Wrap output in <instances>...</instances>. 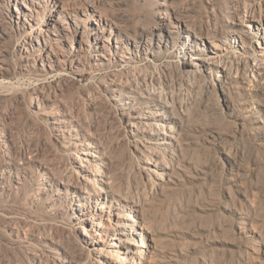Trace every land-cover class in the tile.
I'll list each match as a JSON object with an SVG mask.
<instances>
[{
  "label": "rangeland",
  "instance_id": "374dc122",
  "mask_svg": "<svg viewBox=\"0 0 264 264\" xmlns=\"http://www.w3.org/2000/svg\"><path fill=\"white\" fill-rule=\"evenodd\" d=\"M170 1L66 0L99 7L87 19L78 13L80 33L66 29L58 57L66 71L45 78L37 62L53 55L25 52L26 36L9 17L14 7L0 6V157L16 162L0 161V264H264V0H172L170 10L195 34H209L198 61L215 66L183 67L177 40L154 52L163 39L156 30L142 40V59L116 67L105 39L152 29L157 4ZM91 20L104 27L108 66H96ZM154 65L188 101L179 149L165 157L174 174L164 183L144 162L149 143L129 134L130 122L118 119L100 85L113 73L150 81ZM56 111L72 119L67 129H79L65 142H88L103 154L105 204L79 191L71 153L52 129ZM117 222L127 225L125 243L113 247L104 233Z\"/></svg>",
  "mask_w": 264,
  "mask_h": 264
},
{
  "label": "bare ground",
  "instance_id": "6f19581e",
  "mask_svg": "<svg viewBox=\"0 0 264 264\" xmlns=\"http://www.w3.org/2000/svg\"><path fill=\"white\" fill-rule=\"evenodd\" d=\"M40 3H45L42 15L39 12ZM0 4H2L0 5L1 7H14L13 16L10 15L9 17L14 20L13 24L26 36L21 46L25 52L40 51L46 53L47 58L48 56L51 57V54L53 55V58L51 57V60L47 62L45 60L37 62L36 68L41 71L40 75L44 78L47 76L54 77L60 75L62 71H66V60L61 61L60 64V59L58 58L62 43L65 45L66 29L73 28V35L78 37L81 29L80 23H83L78 18V13L81 12L87 19L88 13L96 12L99 7L97 3L75 6L74 4L66 3V0H0ZM172 4V0L170 3L161 2L157 4V18L152 29H142L133 38L123 33V39L122 36L120 38L116 35L105 39L112 48L110 54H113L114 59H116L114 63L116 67L122 65L121 63L127 65L134 59H142L140 56V50L144 49L142 40L145 39L147 41V36H154V31L156 30L162 35L163 39H159L160 41L156 45L154 52L162 48V45L166 48L168 41L174 42L177 40L180 46L178 47L179 49L177 48V53L181 58L183 67L192 68L196 66L208 69L216 65V62L212 59H200L198 61L202 56L199 47L206 48L205 42H210L208 40L210 39L209 34L206 32L205 34H195L194 32L196 31L192 26L186 24L174 11L170 10ZM6 17L8 16L6 15ZM250 21L251 27L257 26L256 24L259 23L258 20L251 19ZM31 24H34L35 27ZM90 24L92 30L90 36L96 41L95 50L101 58L96 66H108L105 57L108 51L103 43L100 44L102 40L106 42L103 39L104 27L94 20H91ZM43 27L45 29L42 31ZM28 28H30L29 31ZM180 28L182 29L180 30ZM42 36L45 39L40 40L38 43L37 39ZM82 38L83 36L79 39L80 42ZM131 40L132 43L130 42ZM32 42H36V48L32 45ZM174 51H176V48H174ZM3 56L0 54V63ZM0 71H2L1 66ZM134 73L135 75L132 76H125L119 73L106 75L100 81V85L108 97L112 96L109 101H111L118 119L122 122H130L129 127L133 130L129 134L131 136H139L141 139H137V141L140 144L144 141L149 143V150L144 152V162L151 173L161 183L171 181L174 174L173 166L165 157H171L179 149L178 138L182 128V114L188 110V101L186 99L185 101L181 100L179 93L176 92L177 94H175V91L169 89L168 84L161 80L162 78L165 80L164 73L158 70L155 65L152 66L150 81L141 77L140 74ZM55 113L57 116H53L56 118L51 122L52 129L59 133L57 138L62 140L64 144L62 147L71 153V168L75 175L81 179L78 187L79 191L84 193L86 195L85 198L89 201H92V195H95L105 204L108 196L110 197L111 188L108 174L102 170L105 164L103 154L97 147L88 142H65V134L68 135L70 132L78 134L79 129L75 126H72L70 130L67 129L66 124H70L72 119L68 116L66 117L65 112L56 111ZM1 160L3 165H16L15 161L10 163V159L7 162L0 157ZM47 171L51 172L49 169ZM49 175L54 180L58 178L54 174L49 173ZM64 186H66V183ZM80 197L82 198V196ZM104 208V205L99 208L95 207L98 212L97 217H103L102 210ZM102 227V225L98 226L99 229H102ZM126 227L125 223L117 222L114 226L109 225L105 231V236L107 233L112 234L110 239L114 242L112 244L113 247L125 243L122 238L126 235ZM94 234H98V232ZM142 247L144 248V246ZM134 254L141 258L143 256V253L139 251ZM126 263L127 261L124 258L122 264ZM40 264L46 263L40 259Z\"/></svg>",
  "mask_w": 264,
  "mask_h": 264
}]
</instances>
